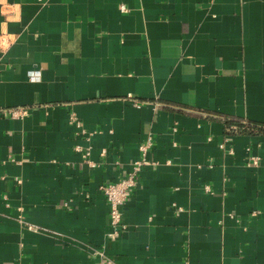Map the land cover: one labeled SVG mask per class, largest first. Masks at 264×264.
Instances as JSON below:
<instances>
[{"label": "crops", "instance_id": "1", "mask_svg": "<svg viewBox=\"0 0 264 264\" xmlns=\"http://www.w3.org/2000/svg\"><path fill=\"white\" fill-rule=\"evenodd\" d=\"M16 108L0 264H264V0H0V111ZM150 138L112 240L101 187Z\"/></svg>", "mask_w": 264, "mask_h": 264}, {"label": "built area", "instance_id": "2", "mask_svg": "<svg viewBox=\"0 0 264 264\" xmlns=\"http://www.w3.org/2000/svg\"><path fill=\"white\" fill-rule=\"evenodd\" d=\"M29 75L31 80H39L40 71H31ZM28 112L29 111L26 108H16L11 110H1L0 115L9 118H23L28 115ZM71 120L77 126H79L80 122L75 116H72ZM228 130L230 131V129ZM152 146L153 140L150 138L147 142L140 146V156L137 160L133 162L131 170L128 172V174L116 182L108 183L101 187V191L104 194L106 201L109 205L110 231L108 232V237L112 240H115L118 234L126 229V226L123 223V208L131 198L134 189L138 185V179L141 171L144 167L156 164L149 157ZM224 146L222 145V148ZM76 151L82 154V157L84 158L86 163L90 164L91 167H94V164H92L88 159L90 155V148H84L83 146L78 145L76 147ZM259 164L260 158L258 156L253 155L250 157L249 165L259 166ZM207 189L209 190V188ZM96 254L99 256H104L103 252H97Z\"/></svg>", "mask_w": 264, "mask_h": 264}, {"label": "trees", "instance_id": "3", "mask_svg": "<svg viewBox=\"0 0 264 264\" xmlns=\"http://www.w3.org/2000/svg\"><path fill=\"white\" fill-rule=\"evenodd\" d=\"M227 127L228 129H230V131L233 134H242V133H246L247 131H254L253 127H249L246 124L242 123V122H237V121H231V122H227Z\"/></svg>", "mask_w": 264, "mask_h": 264}]
</instances>
